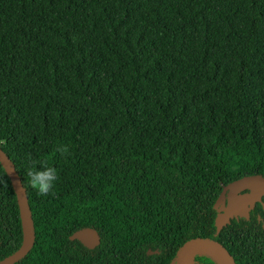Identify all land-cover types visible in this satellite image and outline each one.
<instances>
[{"label":"trees","instance_id":"16d2710c","mask_svg":"<svg viewBox=\"0 0 264 264\" xmlns=\"http://www.w3.org/2000/svg\"><path fill=\"white\" fill-rule=\"evenodd\" d=\"M0 150L33 228L14 264H174L196 238L264 264L260 204L218 232L213 210L224 185L264 180V0H0ZM33 159L55 195L28 186ZM0 177L1 261L21 226ZM84 228L92 250L68 240Z\"/></svg>","mask_w":264,"mask_h":264},{"label":"water","instance_id":"95a60500","mask_svg":"<svg viewBox=\"0 0 264 264\" xmlns=\"http://www.w3.org/2000/svg\"><path fill=\"white\" fill-rule=\"evenodd\" d=\"M0 166L4 170L13 190L21 226V244L19 248L8 257L2 259L0 264H14L30 250L33 243V228L25 192L9 159L1 150ZM7 169H10V174L8 175ZM240 192L242 193L237 195ZM263 195L264 180L259 175L241 177L224 185L213 204V210L216 213L214 219L215 231H220L230 223V220L237 217L247 219L249 210L253 208L255 203L261 201ZM262 207L264 208V204ZM68 240H75L88 250L94 249L99 244L98 235L91 228L75 231L68 237ZM199 249L214 253L223 264H236L223 246L206 238H196L185 242L178 250L174 264H193V257L195 254H199L196 252ZM203 254L212 257L219 264L213 256L207 253Z\"/></svg>","mask_w":264,"mask_h":264},{"label":"clouds","instance_id":"9594fccd","mask_svg":"<svg viewBox=\"0 0 264 264\" xmlns=\"http://www.w3.org/2000/svg\"><path fill=\"white\" fill-rule=\"evenodd\" d=\"M54 152L65 158L71 155L69 146L62 143L56 145ZM6 172L7 175L10 174V169H7ZM26 176L28 186L36 192L37 196L48 197L55 195L59 174L55 167L49 166L47 160H31L30 166L26 169ZM0 184L8 187L3 177H0Z\"/></svg>","mask_w":264,"mask_h":264},{"label":"bare ground","instance_id":"6f19581e","mask_svg":"<svg viewBox=\"0 0 264 264\" xmlns=\"http://www.w3.org/2000/svg\"><path fill=\"white\" fill-rule=\"evenodd\" d=\"M196 252H198V253H207V254L213 256V257L219 262V264H223V263L221 262V260H219V259L215 256V254L212 253V252H210V251L200 250V249H199V250H196Z\"/></svg>","mask_w":264,"mask_h":264},{"label":"flooded vegetation","instance_id":"af4514ba","mask_svg":"<svg viewBox=\"0 0 264 264\" xmlns=\"http://www.w3.org/2000/svg\"><path fill=\"white\" fill-rule=\"evenodd\" d=\"M241 193H242V192L238 193L237 195H240ZM263 196H264V195H263ZM256 204H260L261 208L264 209V208L262 207V205H263L264 203H261V201L258 202V203H255L254 206H253V208L250 209L249 212H248V218H249V214H250V212L254 209V207H255ZM248 218H247V219H248ZM239 219H244V218L237 217V218L234 219V220H239ZM247 219H244V220H247ZM232 220H233V219H232Z\"/></svg>","mask_w":264,"mask_h":264},{"label":"rangeland","instance_id":"374dc122","mask_svg":"<svg viewBox=\"0 0 264 264\" xmlns=\"http://www.w3.org/2000/svg\"><path fill=\"white\" fill-rule=\"evenodd\" d=\"M226 166H227V168H229V169H232V168H233V164H232V163H228V164H226Z\"/></svg>","mask_w":264,"mask_h":264}]
</instances>
